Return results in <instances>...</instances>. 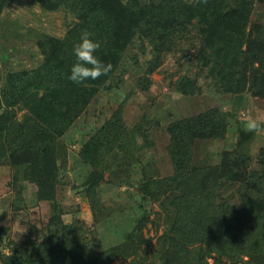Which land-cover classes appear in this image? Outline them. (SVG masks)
<instances>
[{"label":"trees","instance_id":"obj_1","mask_svg":"<svg viewBox=\"0 0 264 264\" xmlns=\"http://www.w3.org/2000/svg\"><path fill=\"white\" fill-rule=\"evenodd\" d=\"M35 1L46 10L63 8L74 21L64 37L40 40L44 54L40 66L0 75V165L13 170L9 185L19 191L29 183L35 185L37 198L52 201L54 213L46 227L49 235L31 240L28 252L15 249L5 255L1 264H112L137 253L140 232L129 234L121 245L103 248L80 223L65 221L56 199L57 137L106 86L124 50L137 37L144 36L159 59L190 25L198 26L197 58L217 86L264 97V25H255L257 31L248 29L255 0H164L160 5L138 0ZM11 2L0 0V13ZM85 29L101 43L95 55L112 70L78 85L68 77L77 62L73 45ZM191 81L182 77V91L194 92L186 90ZM224 120L219 110L209 109L173 122L168 146L173 173L146 177L140 183L139 192L152 202L170 192L175 211L173 224L159 237L171 256L159 264H264V144L255 164L229 149L222 150L214 164L194 158L198 141L225 134ZM124 127L120 123L116 133L115 123L103 125L82 145V159L97 170L96 151L103 147L112 155L130 134ZM103 171L90 174L85 195H94ZM226 193L236 196L240 207L224 201ZM97 206L93 203L94 210Z\"/></svg>","mask_w":264,"mask_h":264},{"label":"rangeland","instance_id":"obj_2","mask_svg":"<svg viewBox=\"0 0 264 264\" xmlns=\"http://www.w3.org/2000/svg\"><path fill=\"white\" fill-rule=\"evenodd\" d=\"M163 1L138 0L145 5H160ZM73 21L74 17L61 7L50 11L35 0H12L0 13V75L40 66L44 59L40 40L46 36L64 37ZM257 24L264 25V0H255L248 29L257 31ZM189 27L159 59L150 42L144 36L137 37L124 50L106 86L55 142L56 199L64 210L65 221L80 223L103 248L121 245L129 234L140 232L137 253L120 257L112 264H159L171 256L169 246L159 239L174 222L170 192L167 199L162 196L152 202L144 199L138 188L146 177L163 178L173 173L168 151L173 122L209 109H217L225 117L227 131L221 138L194 145L196 161L217 163L219 153L229 149L246 155L255 164L264 144V131H252L245 138L239 132L251 131L247 116L257 111L264 113V97L249 90L231 92L217 86L197 58L198 26ZM184 76L192 80L186 90L194 89L193 93L182 91L180 80ZM23 113L20 111L19 116ZM119 119L130 134L112 155L103 147L96 151L95 170L82 159V145L109 122L115 123L118 133ZM101 169L103 179L94 195H85V188L73 193L74 189L85 187L93 171ZM12 175L9 165H0V264L15 249L28 252L31 240L49 235L46 227L54 213L52 201L37 198L35 185L29 183L23 193L9 185ZM229 195L224 194L228 196L224 201L240 207L236 196ZM93 203H98V210H94Z\"/></svg>","mask_w":264,"mask_h":264},{"label":"clouds","instance_id":"obj_3","mask_svg":"<svg viewBox=\"0 0 264 264\" xmlns=\"http://www.w3.org/2000/svg\"><path fill=\"white\" fill-rule=\"evenodd\" d=\"M92 37L93 33L85 29L80 35L79 42L73 45L72 51L77 62L71 67L68 78L78 85L89 79H98L112 70L110 63H104L95 55L101 47V43ZM246 119L248 130L264 131V113L257 111L255 115H249Z\"/></svg>","mask_w":264,"mask_h":264},{"label":"water","instance_id":"obj_4","mask_svg":"<svg viewBox=\"0 0 264 264\" xmlns=\"http://www.w3.org/2000/svg\"><path fill=\"white\" fill-rule=\"evenodd\" d=\"M239 132H240V137L241 138H245V137H248V136H250L251 134H252V131H250V132H245V131H243V130H239ZM85 187H80V188H77V189H74L73 190V193L74 192H76V191H81V190H83Z\"/></svg>","mask_w":264,"mask_h":264}]
</instances>
